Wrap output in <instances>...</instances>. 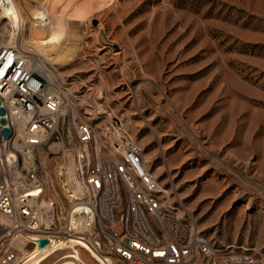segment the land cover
Instances as JSON below:
<instances>
[{
  "label": "rangeland",
  "instance_id": "1",
  "mask_svg": "<svg viewBox=\"0 0 264 264\" xmlns=\"http://www.w3.org/2000/svg\"><path fill=\"white\" fill-rule=\"evenodd\" d=\"M73 1L106 0L62 6ZM91 27L73 39L58 89L82 115L101 105L107 114L87 115L98 128L124 125L213 245L264 264V0H121L97 8Z\"/></svg>",
  "mask_w": 264,
  "mask_h": 264
},
{
  "label": "built area",
  "instance_id": "2",
  "mask_svg": "<svg viewBox=\"0 0 264 264\" xmlns=\"http://www.w3.org/2000/svg\"><path fill=\"white\" fill-rule=\"evenodd\" d=\"M34 68L18 51L0 48L7 119L0 124V264L22 257L18 240L28 248L73 236L107 250L114 264H262L250 252L213 245L118 119L98 128Z\"/></svg>",
  "mask_w": 264,
  "mask_h": 264
},
{
  "label": "bare ground",
  "instance_id": "3",
  "mask_svg": "<svg viewBox=\"0 0 264 264\" xmlns=\"http://www.w3.org/2000/svg\"><path fill=\"white\" fill-rule=\"evenodd\" d=\"M63 2L65 0H0V25L7 23L4 27L6 32L0 30V48L14 49L29 58L36 65V74L46 82L50 90L70 98V92L62 93L58 89L60 87L56 78L61 69L75 60L77 52L73 39L77 37V32L83 33L82 37L91 33L92 14L97 8L101 9L109 3L119 5L121 0H106L96 8L79 4L75 9L72 5L78 4L77 2L62 6ZM72 18L81 20L79 30L71 22ZM69 98L67 97L68 101ZM66 111V107L62 109L61 116ZM87 112L89 117L107 114L99 104L96 110L88 109ZM121 127L125 128L123 124ZM66 166L69 173H72L73 163L69 162ZM23 244V240L16 241L22 257L14 264H44L54 257L56 259L51 264H88L77 249L88 252L99 264H113V260L101 255L90 240L79 236L67 240H52L44 248H24ZM61 251H66L63 253L64 257L59 254Z\"/></svg>",
  "mask_w": 264,
  "mask_h": 264
},
{
  "label": "water",
  "instance_id": "4",
  "mask_svg": "<svg viewBox=\"0 0 264 264\" xmlns=\"http://www.w3.org/2000/svg\"><path fill=\"white\" fill-rule=\"evenodd\" d=\"M0 105H1V101H0ZM5 113H6L5 109L0 108V116L2 117L0 120V124L3 126L7 124V119L4 117ZM2 134L7 137L10 135V131L8 129H5ZM40 244H41V248H44L45 246L49 244V241L46 239H43L41 240Z\"/></svg>",
  "mask_w": 264,
  "mask_h": 264
}]
</instances>
